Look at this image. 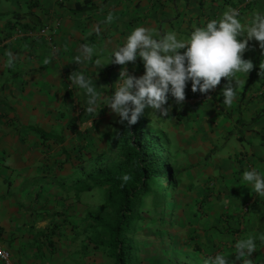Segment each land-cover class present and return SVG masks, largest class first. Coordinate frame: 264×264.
Instances as JSON below:
<instances>
[{
  "label": "crops",
  "instance_id": "0c3cea01",
  "mask_svg": "<svg viewBox=\"0 0 264 264\" xmlns=\"http://www.w3.org/2000/svg\"><path fill=\"white\" fill-rule=\"evenodd\" d=\"M249 1L240 12L242 24L264 13V0ZM242 3L0 0V244L15 264H90L93 246L82 230L94 209V187L93 172L85 166L110 145L119 118L108 106L96 117L88 113V98L70 85L69 75L82 71L106 99L124 67L107 64L109 57L134 28L144 26L157 39L167 32L186 39ZM20 27H50L53 40L17 34ZM82 45L94 48V59L78 65ZM243 58L254 67L241 77L231 107L223 102L222 78L208 93L193 92L189 82L182 105L169 96L167 116L151 108L143 115H157L159 130L171 142L178 171L171 201L175 235L197 248L202 264L217 252L235 251L237 240L264 233V197L240 185L245 170H264V49L252 39ZM96 59L105 65L100 70ZM127 69L136 77L145 72L139 57ZM227 259L264 264V243L257 240L250 259L234 252Z\"/></svg>",
  "mask_w": 264,
  "mask_h": 264
},
{
  "label": "clouds",
  "instance_id": "9594fccd",
  "mask_svg": "<svg viewBox=\"0 0 264 264\" xmlns=\"http://www.w3.org/2000/svg\"><path fill=\"white\" fill-rule=\"evenodd\" d=\"M240 17L238 9L229 8L220 19H211L203 26L194 28L186 39L179 38L175 32H167L157 39L150 29L136 27L125 43L109 57L107 64L124 66L112 95L105 99V95L97 91L93 79L82 71L76 70L69 75L70 85L84 90L88 98L86 111L93 117L108 106L118 116V123L129 128L138 123L146 108L167 116L171 110L170 105L165 107L169 96L174 98L177 105H182L189 82L193 92L208 93L225 78L223 102L231 107L237 98L241 77H247L254 67L252 60L243 58L248 42L255 39L264 49V13H255L250 24H242ZM112 20L113 17L109 15L106 22L111 23ZM80 53L74 60L78 65L94 59L95 50L82 45ZM138 57L145 69L140 77L130 74L127 69L128 63H134ZM95 64L99 70L105 66L99 59L95 60ZM260 68L264 69V66ZM129 179L127 175L123 177L125 182ZM240 185L251 186L256 196L264 197V170H245ZM257 240L264 243V233L237 240L233 252L243 261L250 259L252 253L257 251ZM233 252H217L207 264H229L227 257Z\"/></svg>",
  "mask_w": 264,
  "mask_h": 264
},
{
  "label": "rangeland",
  "instance_id": "374dc122",
  "mask_svg": "<svg viewBox=\"0 0 264 264\" xmlns=\"http://www.w3.org/2000/svg\"><path fill=\"white\" fill-rule=\"evenodd\" d=\"M156 116L146 113V117L142 116L139 119L137 126L143 125L144 127L140 132L139 142L150 150L159 147L154 157L158 158L164 166L166 164L174 165L169 149L171 142L165 138L164 129L159 130ZM125 129L127 127L125 128L124 125L118 123L110 140V145L104 150L98 151L93 162L91 160L85 166L86 168L90 166L94 175H99L105 169H108L111 173L115 172V167L125 154L123 146L127 142L129 135H131ZM136 134H139V132ZM133 137L135 136H132V139ZM167 170L168 167H162L159 175L164 184L167 183ZM90 182L93 183L92 180ZM154 190V188H151L149 195L143 198L144 205L138 211L139 217L131 223L132 231L130 232V237L135 244L132 253L134 264H202L199 262L197 255H195L193 248H188V242L185 237H181V239L174 238L177 236L175 235L174 213H171L172 196L169 191L165 194L164 204L161 208L165 210L166 222L158 227L151 224L150 219L154 216L155 212ZM110 193V184H106L103 187H94V209L90 212L92 214L90 216H101L112 210ZM85 226L86 229L82 230V235L85 237L88 232L90 236L94 231V222L88 218V223ZM91 246L93 247L90 248L91 252H89L90 264L116 263L115 259L110 255L108 247H94L92 243Z\"/></svg>",
  "mask_w": 264,
  "mask_h": 264
},
{
  "label": "trees",
  "instance_id": "16d2710c",
  "mask_svg": "<svg viewBox=\"0 0 264 264\" xmlns=\"http://www.w3.org/2000/svg\"><path fill=\"white\" fill-rule=\"evenodd\" d=\"M127 126H125L126 128ZM143 125L137 124L127 127L130 132L127 142L124 144V157L115 167V172L108 169L99 175H91L93 187L111 185L112 210L101 216H90L89 220L94 222V231L90 234L88 242L94 247H108L110 255L115 259V264H134L132 253L135 247L130 232L131 223L138 219V211L143 207L144 197L149 195L154 188V216L150 219L151 224L156 227L166 222L165 210H162L165 194L170 192L171 196L176 188L178 171L173 165L160 163L154 157L158 148L150 150L139 142L140 132ZM139 132V134H136ZM132 136L133 137L132 139ZM162 167H168L167 183L164 184L159 175ZM127 175L130 179L125 182L123 177ZM175 239H179L174 237ZM196 252L197 248H193ZM196 255V253H195Z\"/></svg>",
  "mask_w": 264,
  "mask_h": 264
},
{
  "label": "built area",
  "instance_id": "2783aa9c",
  "mask_svg": "<svg viewBox=\"0 0 264 264\" xmlns=\"http://www.w3.org/2000/svg\"><path fill=\"white\" fill-rule=\"evenodd\" d=\"M248 3H249V0H245V3L239 5L237 8L239 12H241L243 6ZM16 33L25 34L29 36H37V35L44 36L50 42H52L53 37H54L52 31L50 30V27L41 28L40 30L27 29V28L20 27L16 30ZM246 206L247 207L249 206V202L246 203ZM0 260L3 262V264H15L12 259L11 252L8 249L4 248L2 244H0Z\"/></svg>",
  "mask_w": 264,
  "mask_h": 264
}]
</instances>
